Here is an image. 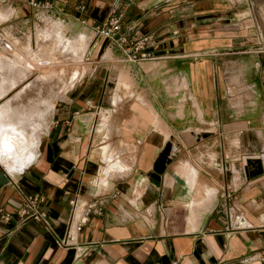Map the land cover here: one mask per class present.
I'll return each mask as SVG.
<instances>
[{
  "label": "crops",
  "instance_id": "obj_1",
  "mask_svg": "<svg viewBox=\"0 0 264 264\" xmlns=\"http://www.w3.org/2000/svg\"><path fill=\"white\" fill-rule=\"evenodd\" d=\"M50 1L83 28L64 25L86 35L89 66L55 99L36 159L0 163V264H264V0ZM38 10L0 3V25L26 33ZM113 10L119 43L95 30ZM146 33L150 57L131 59ZM33 191L50 227L19 211Z\"/></svg>",
  "mask_w": 264,
  "mask_h": 264
},
{
  "label": "rangeland",
  "instance_id": "obj_2",
  "mask_svg": "<svg viewBox=\"0 0 264 264\" xmlns=\"http://www.w3.org/2000/svg\"><path fill=\"white\" fill-rule=\"evenodd\" d=\"M84 10H81V11H84ZM43 16H47V18H48V19L44 18V19H46V24H44L45 21L42 19ZM49 16L52 18H60L64 22L60 19H51ZM64 16L65 15H59V14L52 15L49 11H46L44 9H40V10H38V14L35 18L34 25L32 26V28H28L26 33L25 32L24 33H22V32L14 33L11 31L9 32L8 28H10V27L4 28L6 31H8L6 33L9 34V43L8 44H10V45L12 44V46H13L12 48H15V49L7 50V52H6L5 45L4 44L2 45L0 43V45H1L0 46V59L2 58L3 62H4L6 59H8V57H5L4 55L9 54L10 56H12L13 55L12 52H14V54H17V55L18 54L22 55V56L24 55L25 58L27 59V62H29L28 64L31 66L33 65L32 67L27 65L28 71L26 69L22 70V71H24V70L27 71L26 76H24L23 78L17 76L18 83L10 91V92H12L9 95L10 98H7L12 102L13 106H15L17 108L16 112H19L21 110V108L26 105V103L27 104L36 103L37 101H38L37 103H39L45 96H47L51 93V90L48 87L50 86V84H52L54 87V85H55L54 81H56V79L59 78L58 76L60 74L57 76L55 75L56 77L54 76L55 72L58 73L57 72L59 70V69H57L58 66L65 65L66 69L69 70L67 72L68 75L66 76V81H64L63 83L61 82L64 85V87H66L65 90H67L68 88H70L73 85V84L69 85V83L71 81L74 82L76 80V78L78 76L77 71L80 70L81 71L80 75H82V73L87 69V65L89 66V63H87V59H86V55H87L86 51L88 49V42L89 41L86 40V38H87L86 35H77V36L75 35L72 38L68 36V35L71 36V35L75 34L79 30H82L83 28H74L73 29L71 26H72L74 19H72L71 16H69L71 18L63 19ZM81 17L82 16H80V19H82ZM61 23L63 24V27H62ZM81 24L85 25V23L81 22V23H79V26H81ZM41 25H44V26H41ZM64 25L67 26V29H68L67 33H66V27ZM81 32H85V31H81ZM65 33L68 35H65ZM28 34H30V42H31L32 47L34 48V51L30 45H28V47H27L28 50L26 49V46H27L28 41H29V40L26 41ZM15 36L20 39V42L18 39L14 38ZM45 39L47 40L46 41L47 45L43 42ZM80 39H81V42L84 43L85 49L84 50L80 49L79 52H81L83 54L79 53L80 57L77 58V57H75V53L72 49V47H73L72 41L75 42V44H76L77 43L76 40H80ZM37 40H39V43L37 42ZM15 58H17V57H15ZM24 61H23V64L26 63V61L25 62ZM31 62H33V63H31ZM44 63L47 65H45ZM26 64L24 65L25 68L27 67ZM42 64H43L44 68L42 67V69H41ZM55 65H56V68H55L56 70L53 73L52 71L54 70L53 68L55 67ZM45 66L47 68H45ZM48 67H51L52 69H50ZM17 68H19V67H17ZM29 68H32V70H30ZM31 71H34V72H31ZM45 71H47L49 73H47ZM42 72H44V73H42ZM45 73H47V74H45ZM52 74L55 78L51 76ZM73 74H76V75H74L73 77L70 78V76H72ZM47 76H48V78L51 76L50 77L51 80L49 78V81H47L48 80ZM2 78H3V75H1V79ZM68 78H70V79H68ZM25 81H26V83H24ZM45 81H47V82H45ZM21 83H23V84L21 85ZM41 84H43V85H41ZM39 87L44 88L42 90L43 92L38 91ZM64 87L62 88V90L64 89ZM22 89H25V90L23 91ZM62 90H61V92H62ZM38 92L40 93V95L37 94ZM57 92H59V90H57ZM5 98L6 97H4V99ZM3 102H4V100H1L0 104H2ZM51 113L52 112H50L49 115ZM49 115H48V117H49ZM46 127H47V122L45 124V127L44 128L42 127L41 132H40V136L42 133H44ZM190 156L197 157L195 154H190ZM0 163L8 171L10 170L9 172H13V171L19 172L16 169H14L13 167L7 166L1 160H0Z\"/></svg>",
  "mask_w": 264,
  "mask_h": 264
},
{
  "label": "bare ground",
  "instance_id": "obj_3",
  "mask_svg": "<svg viewBox=\"0 0 264 264\" xmlns=\"http://www.w3.org/2000/svg\"><path fill=\"white\" fill-rule=\"evenodd\" d=\"M76 42L77 43L75 44V42L72 41V49L75 53V57L78 58L80 57L79 53L83 54L79 52L80 49L84 50L85 47L84 43L81 42V39L76 40ZM12 54V56L9 54L4 55L5 57H8L4 62L2 58L0 59V100L6 97V95L16 86L18 83L17 76L23 78L27 75L28 66H33L28 64L29 62H27L24 55H17L14 54V52H12ZM24 60L27 63H25L26 66L28 65L26 68L24 67L25 64H23ZM42 67L43 64L41 65V69ZM45 68L47 67L45 66ZM48 68L52 69L51 67ZM55 68L56 65L53 68L54 70H51L53 73L56 70ZM23 69H26L27 71H22ZM29 69L32 70V68ZM57 69H59L57 71L58 73L55 72L56 74L54 73V76L60 74L58 76L59 78L54 81V87L49 83L50 86L48 88H50L51 93L45 96L39 103H37L38 101L36 103H26L19 112H16L17 108L13 106L9 99L5 100V102L0 105V160L7 166H11L19 172L36 159L40 145L41 129L42 127H45L47 117L49 113L53 111L55 99L62 93L61 90L64 87L62 83L66 81V76L68 75L67 72L69 70L66 69L65 65L58 66ZM1 75H3L2 79ZM74 75L76 74H73L70 78ZM51 76L54 77L53 74ZM49 78L47 81H49ZM43 89L44 88L39 87L38 91L43 92ZM22 90L24 91L25 89ZM57 90H59V92H57ZM37 94L40 95L39 92Z\"/></svg>",
  "mask_w": 264,
  "mask_h": 264
},
{
  "label": "built area",
  "instance_id": "obj_4",
  "mask_svg": "<svg viewBox=\"0 0 264 264\" xmlns=\"http://www.w3.org/2000/svg\"><path fill=\"white\" fill-rule=\"evenodd\" d=\"M8 0H0V3L7 2ZM25 1L29 5L37 9H44L51 7L50 0H20ZM78 8L80 10L85 9L84 3H79ZM45 10V9H44ZM122 17L123 14L121 12H117L113 10L111 14L107 16V18L100 23L95 24V30L99 34L106 36L111 39L114 43L123 42L126 37L122 34ZM0 43L3 45L9 46V34L6 33V30L0 25ZM153 43L152 35L150 33L142 34L140 37L136 38L132 42V49L129 52L130 58L142 59L150 57V52L147 50V46ZM1 46V45H0ZM118 192V191H116ZM44 195L39 191H33L27 193L23 196L22 202L19 206V211L22 214L23 218H34L36 220H40L44 223L46 227H50V222L48 219L47 211L43 207L42 203L44 200ZM103 200L98 199L90 202L87 207L85 213L80 217L79 222L83 223L87 220L88 213L94 211L96 213H100L102 210ZM9 214L7 212L4 213V217L8 218ZM264 260V252L261 256Z\"/></svg>",
  "mask_w": 264,
  "mask_h": 264
},
{
  "label": "water",
  "instance_id": "obj_5",
  "mask_svg": "<svg viewBox=\"0 0 264 264\" xmlns=\"http://www.w3.org/2000/svg\"><path fill=\"white\" fill-rule=\"evenodd\" d=\"M9 181V176L0 165V186Z\"/></svg>",
  "mask_w": 264,
  "mask_h": 264
}]
</instances>
